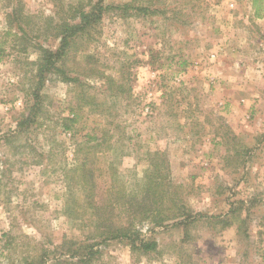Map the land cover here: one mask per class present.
I'll return each instance as SVG.
<instances>
[{"label": "rangeland", "instance_id": "374dc122", "mask_svg": "<svg viewBox=\"0 0 264 264\" xmlns=\"http://www.w3.org/2000/svg\"><path fill=\"white\" fill-rule=\"evenodd\" d=\"M79 1L0 0V264H264V0H103L76 70L43 72ZM93 135L99 202L157 156L182 186L187 215L135 220L157 250L89 237L65 175Z\"/></svg>", "mask_w": 264, "mask_h": 264}, {"label": "trees", "instance_id": "16d2710c", "mask_svg": "<svg viewBox=\"0 0 264 264\" xmlns=\"http://www.w3.org/2000/svg\"><path fill=\"white\" fill-rule=\"evenodd\" d=\"M82 1H79L77 3L79 5L76 7L73 4L70 5L69 12L71 13L69 18L66 19L67 21H64L62 25L58 49L56 51L43 49V59L46 60V63L42 67L43 72L52 69L66 74L69 71L74 72L76 70L68 65L71 51L79 49L80 44L78 46L77 44L80 39L89 40L91 35L90 30L101 19L104 10L108 9V7L105 8L101 4L103 0H97L90 9L84 8ZM88 4L92 5L93 2L90 0ZM130 8L129 4H124L122 7L125 14H127ZM140 10L149 11L148 8H140ZM67 79L78 80L71 77ZM76 118L77 115H74V118L70 119V121L75 122ZM66 128H70V126ZM93 138H95L94 135L78 144L76 151L77 158L81 154H85V156L78 162L75 168L71 169L72 174L66 173L65 175L70 186L72 182H75L82 190V195L78 198L74 197L72 201L74 202L75 200L78 207V201L87 203L91 215L94 216L90 224H85L86 226L93 227V231L89 233V237L99 238L98 243H104L111 239L127 240L134 251L142 250L147 253L151 250H157L158 243L156 240L149 241L140 237V232L135 226V220L142 222L151 219L152 223L160 226L169 220L187 215L189 209L182 200V186L173 184L166 162L157 156L150 161V166L143 179L136 183L137 188L134 191L135 193H126L123 190L124 188H112L108 193V201L106 203L99 202L96 194L97 177L95 175L93 160L96 153L99 152L98 148L102 145V142L91 145L90 142H92ZM90 155L92 156L90 157ZM111 168H114L113 163L111 164ZM114 172L116 174V170ZM115 180L116 182L119 181L116 177ZM70 186L69 188H71ZM166 201L170 202L171 205H167L168 202L166 203ZM76 206L73 216L79 218L81 210H77ZM82 211L88 210L85 208ZM116 217H118L117 221ZM220 221L224 225L231 224L230 219L227 218L220 219ZM84 259H81V261L83 262ZM37 260H35L37 262L35 263L26 258L25 264H47L49 256L47 253H42L38 256ZM56 263H60V261L57 260Z\"/></svg>", "mask_w": 264, "mask_h": 264}]
</instances>
